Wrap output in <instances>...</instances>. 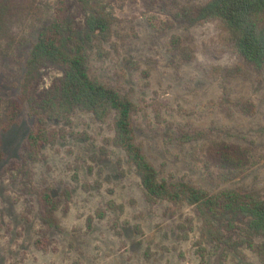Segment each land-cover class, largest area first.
<instances>
[{"label": "rangeland", "instance_id": "374dc122", "mask_svg": "<svg viewBox=\"0 0 264 264\" xmlns=\"http://www.w3.org/2000/svg\"><path fill=\"white\" fill-rule=\"evenodd\" d=\"M92 1L106 7L120 34L111 57L96 59L94 73L136 103L137 142L160 178L263 198L264 72L250 71L232 53L218 22L173 27L174 1L186 0ZM56 9L57 0H9V31L0 53V133L19 122L3 137L0 264H261L238 232L216 238L193 208L148 201L140 175L111 143L110 122L77 114L71 127L49 124L51 133L64 129L63 137L42 147L39 160L21 163L34 120L18 101L20 84L32 47ZM173 36L190 49L191 62L171 51ZM61 76L60 68L49 65L41 89ZM243 103L253 104L251 114L241 110ZM220 142L253 157L247 173L228 183L208 170L207 148ZM45 193L55 198L59 231L42 220Z\"/></svg>", "mask_w": 264, "mask_h": 264}, {"label": "trees", "instance_id": "16d2710c", "mask_svg": "<svg viewBox=\"0 0 264 264\" xmlns=\"http://www.w3.org/2000/svg\"><path fill=\"white\" fill-rule=\"evenodd\" d=\"M189 1L184 4L174 1L170 20L173 27L218 22L229 39L232 53L250 71L264 72V0H208L204 4ZM8 5L9 0H0V53L9 31ZM116 24L117 20L106 7L92 0H57L53 19L32 47L20 84L18 101L26 104L34 120V129L26 140L27 157H22L21 163L39 160L42 147L55 146L58 134L63 137L64 129L58 134L51 133L46 130L49 124L71 127L77 114H87L98 124L110 122L111 143L125 154L127 162L140 175L148 201L193 208L204 229L216 238L238 232L241 242L264 264V197L237 189L211 193L184 179L177 182L161 179L143 146L137 142L136 103L128 93L94 73L96 59H108L115 49V39L120 35ZM169 47L191 62L193 56L181 37L173 36ZM49 65L60 68L62 76L49 88L41 89L42 72ZM241 110L251 114L254 106L243 103ZM16 123L1 130L0 168L5 160L4 133L17 126ZM207 153L212 161L208 170L213 168L224 183L241 178L253 166V157L248 151L225 142L208 147ZM43 198L42 220L49 230L59 231L55 198L48 193ZM236 220H240L239 225Z\"/></svg>", "mask_w": 264, "mask_h": 264}]
</instances>
